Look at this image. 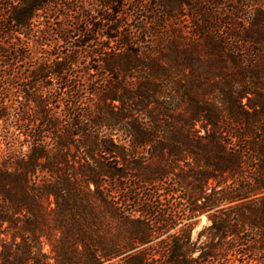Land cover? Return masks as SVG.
Listing matches in <instances>:
<instances>
[{"label": "trees", "instance_id": "obj_1", "mask_svg": "<svg viewBox=\"0 0 264 264\" xmlns=\"http://www.w3.org/2000/svg\"><path fill=\"white\" fill-rule=\"evenodd\" d=\"M0 121L4 138L28 145L0 164V264H50L40 240L51 215L77 239L57 264H111L121 254L107 215L134 250L176 227L170 216L201 214L220 241L202 261L219 252L224 264H264V0H0ZM166 154L189 167L174 208L138 189L166 174L135 175L121 189L135 205L124 218L101 181ZM49 170H89L95 190H64L76 176ZM186 241L128 264H204L179 261Z\"/></svg>", "mask_w": 264, "mask_h": 264}, {"label": "rangeland", "instance_id": "obj_2", "mask_svg": "<svg viewBox=\"0 0 264 264\" xmlns=\"http://www.w3.org/2000/svg\"><path fill=\"white\" fill-rule=\"evenodd\" d=\"M48 22H51V24L55 23L53 20H50ZM49 24V23H48ZM187 32V30H185ZM33 57L36 59L43 58L41 54L39 53H33ZM29 63H19V66L22 68V70H25L28 68ZM80 75L81 74H89L90 76L99 75L93 70H88L85 68H79L77 71ZM52 89H55V87H52ZM14 91V90H13ZM16 91V90H15ZM57 111V110H56ZM3 130L4 125L3 122L0 121V164H2L5 160H7L8 156V149L18 150L19 148H23L24 151L28 150V145L26 143H22L23 146L21 147L20 142L11 141L3 137ZM52 143V142H51ZM53 144V143H52ZM11 146V148H10ZM146 152V151H145ZM147 159L142 160L146 162V167L142 170H123L127 173V178H120L119 180H109L108 178L103 179L101 181V185L103 188L111 190L114 192L112 199L113 205L120 211L122 216L126 219H128V214L132 212L135 209V205L132 202V200L129 199L128 194L126 192H123L122 188H131V186L134 185V176L139 175L142 177H153L156 174H166V178L162 180H156L155 182H147L142 183L139 182L138 189L141 193L144 195L153 196L154 200L156 201V205L159 208H163L162 210L170 211L172 208H174V201L172 199L173 195H170V191L173 190L174 182L176 180V177L183 172H188L189 167L185 163H177L175 157H172L169 154H166V157L164 159H149V156L146 155ZM54 172H59L60 174L65 176L69 175H75L77 180L72 181L70 184L64 185L65 189H76V191H87V189H90L92 192L95 190L94 183H90L89 185L85 181L83 174L87 173L89 170H49ZM99 170H97L98 172ZM67 189V190H68ZM184 196V195H180ZM173 197H178L173 196ZM179 200V198L177 199ZM45 208L48 210L49 207L54 209V198L51 197V202H45L44 203ZM135 214V217H140L139 213H133ZM172 219L176 221L177 226L172 228L169 232H162L154 234L151 242L147 245L138 246L135 247L134 250H130V246H133V243L130 242L125 237V225L123 220H120L116 217H111L110 215H107L106 220L104 222V229L106 231L108 241H110V247L114 249L116 252H119L121 255L111 262V264H128L130 255H134L143 250H146L147 254L150 255L154 260H157L158 252H160L161 247L168 242H172L173 238H175L178 235L186 234L188 235V241L187 242V250L180 253V257L178 258L179 261H196V263L204 262L202 261V256H204V253L210 252L211 250L208 247V244H216L220 241L211 240V232L209 230L210 226H212V220L210 219V215L208 214H201L199 216L194 217L192 220H186V219H176L173 216H170ZM179 218V217H177ZM181 218V217H180ZM179 223H178V222ZM45 227V233L46 236L41 238L42 243V253L47 258L50 264H57V256H56V250L64 248L66 250H71L69 246V243H73V241L77 240L76 237H71V235L65 234L62 232L61 224L58 222V220L51 215L50 219L46 222ZM189 226L188 229H186ZM91 228V227H90ZM31 232H38L36 229L32 228ZM182 230H186L183 231ZM252 236V232L245 233V237ZM182 240V239H181ZM184 240V239H183ZM77 243V242H76ZM76 250H82L81 247L76 248ZM217 252V251H216ZM156 254L154 257L153 255ZM217 255L215 260H205L204 264H224L227 261L224 258L223 253H215ZM229 262L234 261L235 254L229 255L227 257ZM209 261V262H208ZM250 264H256V263H250Z\"/></svg>", "mask_w": 264, "mask_h": 264}]
</instances>
